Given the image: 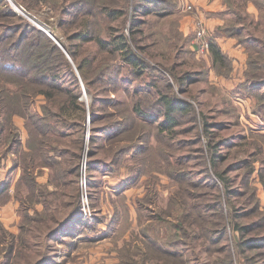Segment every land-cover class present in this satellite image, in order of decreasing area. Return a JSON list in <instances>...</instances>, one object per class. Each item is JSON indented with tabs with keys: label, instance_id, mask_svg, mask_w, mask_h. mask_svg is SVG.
Masks as SVG:
<instances>
[{
	"label": "rangeland",
	"instance_id": "374dc122",
	"mask_svg": "<svg viewBox=\"0 0 264 264\" xmlns=\"http://www.w3.org/2000/svg\"><path fill=\"white\" fill-rule=\"evenodd\" d=\"M84 1L36 0L33 7H27L21 0H4L3 6L13 16L0 19V36L4 28L24 24L46 36L45 32L49 33L61 46L69 47L74 59L65 49L68 57L63 54L74 72L81 95L77 107L64 111L63 117L69 123L65 125L67 129L63 136L59 138L61 133H53V137L43 138L44 147L38 144L37 134L29 133L22 117L14 116L12 119L16 139L12 138L8 143L2 135L0 156L14 142L19 144L14 145L0 163V184L5 185L8 183L7 172L18 165L8 177L11 198L0 205V264H37L41 260H47L45 264H124L126 257L119 251H112L113 248L127 249L132 255L140 249L152 255L149 239L157 248L163 243L161 240L170 235L171 228L167 229L166 219L152 222L151 214L169 217L173 226L174 222H181L180 213L184 211H180L181 204L194 206V213L202 210L212 212L209 204L212 203L213 192L222 196L223 213H229L233 207L242 216L238 222L248 223L243 217L247 206H244L242 193L230 197L228 203L223 196V185L216 178L215 168L208 159L214 154L221 156L216 166L227 172L231 179L230 189L243 192L247 187L258 198L256 212L252 216L258 217L255 215L257 211L264 213V73L260 76V83L257 78L250 83L246 79L253 76L245 77V73L240 74L238 69L236 75H230L231 72L217 75L211 63L204 58L207 51H198V47L194 57L177 50L163 54L149 47L141 54L149 67L136 76L125 66L120 69L116 57L99 51L94 41L73 38L79 27L67 23L89 18L79 13L85 9L80 6ZM89 19L102 38L111 33L108 27H117L121 22L120 19L109 21L95 11ZM126 23V33L129 34L130 25ZM141 32L142 44L147 45L152 40L145 37L149 32L146 25ZM254 34L264 41V20L258 24ZM81 60L85 72L88 67L94 69L89 77L91 93L84 86L78 69L75 70ZM179 62L183 65H177ZM159 65L168 73L160 72ZM205 65L209 67L208 74ZM198 69L203 71L191 74L196 80L194 83L177 86L174 76ZM66 73L63 69L59 72L60 86L72 88ZM104 74L112 76L104 78ZM97 88H105L97 92L104 104L97 103V111L92 116L91 94H95ZM182 88L185 93H180ZM160 94L171 95L191 106L173 114L177 125L167 131L163 130L166 109L157 99ZM139 101L144 115L134 111V104ZM63 102L64 98L60 96L59 103ZM41 106L53 112L57 110L52 102L38 95L29 113L42 115ZM207 132L219 141L217 150L210 148ZM49 147L57 148L58 153H49ZM122 147L118 153L125 151V154L115 158L114 151ZM21 154L33 157L32 166H37V181L42 188L32 190L24 183L16 186L24 175L19 159ZM48 155L54 158L47 163L51 165L50 169L45 168ZM203 172L209 173L208 180ZM77 192L80 210L77 217L66 222L63 228V222L73 210ZM212 214L207 215L205 222H210ZM225 214L227 235L217 245L195 239L180 244L178 250L190 251L192 245L198 252L197 256H202V264H215L228 254H231L233 264H244V258L234 245L237 233L232 230L235 226ZM114 215L118 219L113 224ZM122 220L131 226L123 236H118ZM190 220L192 227L188 226L186 232L196 230L200 234L193 219ZM99 221V231L90 233L88 229ZM84 227L88 228L82 235L80 232ZM54 228H59L60 232L48 240L46 237ZM181 235L179 231L178 236ZM7 243L10 247L2 246ZM218 248H226V251L221 253ZM8 249L11 253H4ZM170 251L174 252L173 249ZM254 253L250 251L249 255ZM136 255L133 257L136 264H144L142 259L139 260V252ZM156 257L158 264H183L179 258L174 261L170 258L172 262L165 255ZM156 262L146 260L145 264Z\"/></svg>",
	"mask_w": 264,
	"mask_h": 264
},
{
	"label": "trees",
	"instance_id": "16d2710c",
	"mask_svg": "<svg viewBox=\"0 0 264 264\" xmlns=\"http://www.w3.org/2000/svg\"><path fill=\"white\" fill-rule=\"evenodd\" d=\"M245 1L251 2L258 11L257 21H255L253 19L254 16L251 15H249L250 19H248V22H251L254 26H257L258 23H261V21L264 20V0ZM21 2H23L27 7H33L37 3L36 0H21ZM83 3L84 4L80 6L85 7V9L80 10L79 13L87 15L90 18V16H93V11H95L109 21L120 19L121 22L117 27H108V30H110L111 33L109 32L110 34L108 33L106 38H102L96 33L94 22L89 18H85V20L82 18L79 21L73 23L69 22L67 24L79 27V31L76 34H73V38L79 37L82 39V41H94L96 48L99 51L108 52L113 57H116L117 62L120 63V69L125 66L130 69L131 74L136 76L141 75L143 71L149 67L144 58L141 57V54H144L149 47H154L156 50L162 51L161 53L163 54H169L177 50L176 52H182L187 56H195V53L189 47L192 36H184L178 28L181 15L177 13V7L179 8V3L176 0H101L100 3L92 0H86ZM3 5L4 0H0V8H3V10H0V19L6 20L9 19L8 17H12L13 14ZM95 7L97 8L95 9ZM241 20H243V27L245 29H249V26L246 27L247 20H245V18ZM126 22H129L128 26L130 25L129 34L126 33ZM233 24L235 23L231 21V19L230 21L226 20L224 25L218 30L224 33V35H234L237 30L232 28ZM144 25H146L147 30H149V32L146 34L147 36L145 35V37L148 38V40H152L147 45L142 44L143 35H141V31ZM4 29V35L2 34V36H0V144L2 135H4L3 139L8 143L12 138L16 139V128L13 125L12 119L14 116H18L25 119V127L28 129L29 133L37 134L39 137L38 144L44 147L45 142L43 138L53 137V133H61L59 134V138L63 136L62 133L64 134V130L67 129V126L65 125L69 123L63 117L64 111H66L69 107H77L79 105L78 98L81 95L80 86L78 85L77 81L74 80V72L70 64L67 62L65 55L52 39L42 32L35 31L28 25L24 24H16L15 26ZM240 40L246 46L247 51V67L244 72L245 77L253 76L252 79L247 77L246 81H250L251 83L257 78L256 80H258L260 83L262 80L260 79V76L262 73H264V41L262 39L259 40V38L255 36L254 32H251L250 30L249 35L247 37H241ZM208 42V53L213 71L217 75H228L231 70L232 61L228 59L226 54L221 52L216 42L210 39H208ZM63 47L73 60L74 56L71 49H69L67 46ZM177 57L178 56H176V58ZM177 65L183 64L179 62ZM83 66L82 60L76 64V68L78 69L84 86H86V89L91 93L92 84L89 80V77L92 76L94 69L88 67V70L85 72ZM206 66L207 65H205V69L208 74L209 67L207 66L206 68ZM61 69L67 72L66 74L71 79L72 88L60 86L61 84L59 81L61 76L59 75V72ZM158 69L160 72L164 71V73H168L160 65ZM201 71L203 70H186L178 74L177 77L174 76L177 86H188L194 83L196 80H194L195 78L191 74L200 73ZM110 75L111 74H104L103 77L106 78ZM102 89L105 88H97L95 94H91L92 116L95 115V112L97 111L95 110L97 103L104 104L102 100H99L97 95V92L101 91ZM244 89H247V87L244 86ZM179 91L180 93H185L184 88L180 89ZM38 95H43L45 100L52 102L57 110L53 112L47 107L41 106V109L43 110L42 115L38 116L37 113H29L31 112L30 107L34 103V98ZM60 96L64 98L63 103H59ZM157 99L165 106L166 109V113L163 115L165 120L163 124L164 131L170 130L171 127L177 125V122L173 116L174 113H176L178 110L182 111L191 108L188 103L181 102L171 95L160 94ZM141 105V101L136 102V104H134V111L144 115V111L140 109ZM72 123L75 124L76 122ZM205 125L208 124L205 123ZM59 126L61 127L59 128ZM206 134L209 137L210 148L212 150H217L219 141L215 140V138H212V134L210 132H207ZM18 144V142H14L11 147L8 146L5 149V152H3L0 156V163L2 159H5L8 153L12 151L13 146ZM123 148L124 147L114 151V155H116L115 158L125 154V151L118 153V151ZM131 149L132 146L128 149L129 152H131ZM40 150L44 152V150ZM48 151L54 155L58 153V149L55 147H49ZM88 156H91L89 152ZM220 157L221 156L214 154L208 159L211 165L215 168L214 173L216 178L223 185V196L228 203L230 197L236 196V193H242V197L245 199L244 206H247L243 213V217L247 218L248 223L241 224L238 222L242 216H240L233 207L229 213H223L222 210L224 203L222 202L221 194L218 192H213V200L212 203L209 204V211L212 212H206L205 210H202L199 211V213H194V206H190L189 204L188 206L186 204H181L180 211L184 210L180 213L181 222L179 223L176 221L174 222L173 226L171 225V219L169 217L165 218L163 214L161 217L159 213L151 214L152 222H157L158 220L164 221L166 219L165 222L167 229L169 227L171 228L170 235L164 238V240H161V242H163L161 245H170L174 250V252L167 251L166 259L171 258L174 261L175 259L179 258L180 262H183L182 253L180 250H178V245L183 244L186 241L202 239L203 241H210L211 244L217 245L219 243L218 241L227 235L224 217L225 214L235 226L233 227L234 230H232L234 233H237L234 245L236 251L244 258V264H264V213L257 211L255 215H258V217L254 218L252 216L256 212L255 203H257L258 198L253 194V191L248 190L247 187L244 188L245 190L243 192L230 189L229 183L231 182V179L228 178L227 172H225L223 169L219 170L216 166ZM19 159L20 165L24 169V175L22 180L19 179L16 186L24 183L29 185L32 190L35 188H42V185L37 181V178L39 177H37V173L35 172V168L37 166H32L34 161L33 157L30 154H21ZM52 159H54L53 156L48 157V162H46L45 168L49 167L50 169L51 165L47 163H51ZM16 166L18 167V165H15L7 172L6 182L8 181L9 183L8 177L11 175L12 170L16 168ZM204 177H206L208 180L210 178L209 173L205 172ZM8 183L7 185H5V183L0 184V205L8 202L11 198L8 194ZM42 196L45 197L43 192ZM35 197L36 196L33 198ZM79 210L80 198L77 192L74 197L73 210L63 222V228L66 225V222L77 217ZM209 213H213V216L209 217L210 222H205ZM191 218L193 219L192 222H194L200 234H197L196 230H194L193 233L186 232L188 231L187 227L191 225ZM117 219L118 216L116 217V215L112 217L113 224L117 221ZM122 222L123 220L119 222V227L121 228L118 236H123L124 232L129 228V225L131 226V224L128 222ZM188 222V225H183L187 224ZM99 223L100 221L88 229L90 233L99 231ZM86 228L88 227L81 229L80 234L85 235ZM56 229L57 228H54L47 235L46 238L48 240L54 238L60 232L59 228L57 230ZM108 229H110V225ZM179 231L182 234L181 236H178ZM155 240L157 239L155 238ZM149 242L151 243L150 246L152 247V255L146 254L145 252H142L140 249H138L139 260L142 259L144 264L146 260H148L149 263L151 261L156 262L158 260V257L156 256L162 257L163 255V250L160 248L162 246L158 245L156 248L152 239H149ZM2 246H6V248L10 247L8 246V243L2 244ZM218 249L221 251V253L226 251V248ZM112 251H117V253L119 251L122 256L126 257L124 264L137 263V260H135L133 257H136L138 252L134 253L135 255H132V253H129L127 249L121 250L120 248H113ZM250 251H254L255 253L253 255H249ZM7 252L11 253V250L8 249L4 253ZM46 261L47 260H41L37 264H45ZM156 263L158 264V262ZM215 264H233L231 254H228L225 259L222 258L220 261H216Z\"/></svg>",
	"mask_w": 264,
	"mask_h": 264
},
{
	"label": "crops",
	"instance_id": "0c3cea01",
	"mask_svg": "<svg viewBox=\"0 0 264 264\" xmlns=\"http://www.w3.org/2000/svg\"><path fill=\"white\" fill-rule=\"evenodd\" d=\"M184 3L191 4L193 9L189 12L183 11L180 7H177V13L181 15L179 20V30L184 36H192L189 47L194 52L196 51V39L195 31L197 23H200L206 31V37L213 40L218 45L222 53L226 54L231 63L230 75H236L237 69L240 74L246 70V46L241 42V37H247L249 30L255 33L257 26H254L251 22H248L249 15L254 16V20H258V11L251 2L245 0H182ZM247 20V26L249 29L243 27V19ZM233 21V29H236L234 35H224L218 29L222 27L226 20ZM250 23V24H248ZM259 24V23H258ZM238 34V35H237ZM204 58L210 62L209 53H205ZM237 67V68H235ZM241 69V70H240ZM212 76V71L209 74ZM10 208L9 206L7 207ZM6 208V209H7ZM13 210L11 209V213ZM10 213V212H9ZM180 245V244H179ZM178 245V246H179ZM163 255L166 256L167 251L171 252L172 246L169 247L166 244L161 245ZM184 250L182 253L183 264H202V256L193 249ZM189 253V254H188ZM172 261L171 259H168ZM157 264V263H155Z\"/></svg>",
	"mask_w": 264,
	"mask_h": 264
},
{
	"label": "built area",
	"instance_id": "2783aa9c",
	"mask_svg": "<svg viewBox=\"0 0 264 264\" xmlns=\"http://www.w3.org/2000/svg\"><path fill=\"white\" fill-rule=\"evenodd\" d=\"M179 3V7L181 10L189 12L193 9V6L188 3H184L182 0H176ZM195 39H196V46L198 47V51L201 52L207 51L209 48L208 38L206 37V31L204 30L203 26L200 23H197L196 31H195Z\"/></svg>",
	"mask_w": 264,
	"mask_h": 264
},
{
	"label": "water",
	"instance_id": "95a60500",
	"mask_svg": "<svg viewBox=\"0 0 264 264\" xmlns=\"http://www.w3.org/2000/svg\"><path fill=\"white\" fill-rule=\"evenodd\" d=\"M43 32H45L44 30H42ZM55 43L56 45L62 50V52L66 55V57H68L66 51L64 50V48L47 32H45ZM76 70V67H75ZM77 71V70H76Z\"/></svg>",
	"mask_w": 264,
	"mask_h": 264
}]
</instances>
